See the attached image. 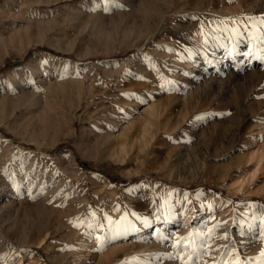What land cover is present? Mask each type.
Masks as SVG:
<instances>
[{
    "label": "rangeland",
    "instance_id": "1",
    "mask_svg": "<svg viewBox=\"0 0 264 264\" xmlns=\"http://www.w3.org/2000/svg\"><path fill=\"white\" fill-rule=\"evenodd\" d=\"M169 1L0 0V264H264V0Z\"/></svg>",
    "mask_w": 264,
    "mask_h": 264
},
{
    "label": "bare ground",
    "instance_id": "2",
    "mask_svg": "<svg viewBox=\"0 0 264 264\" xmlns=\"http://www.w3.org/2000/svg\"><path fill=\"white\" fill-rule=\"evenodd\" d=\"M158 1V0H157ZM161 1V0H160ZM167 0H165V3H167L166 2ZM169 1V0H168ZM182 0H173L172 1V8H176L179 4H180V2H181ZM187 1V3H188V5H190V3H191V0H186ZM195 1H197L198 3H199V1L200 0H195ZM170 2V1H169ZM159 3L160 2H158V5H159ZM164 3V2H163ZM186 3V4H187ZM163 4H161V6H162ZM165 6V5H164ZM188 7V6H187ZM186 7V8H187ZM188 9V8H187ZM190 9V8H189ZM169 11H170V9H169ZM172 11V10H171ZM174 11V10H173ZM161 14H162V11L160 12ZM159 13V14H160ZM161 15H159V17H160ZM165 16V15H164ZM163 18V17H162ZM166 17H164V19H165ZM164 21V20H163ZM157 23H158V21H157ZM6 50V49H5ZM3 51V50H2ZM46 66V65H45ZM47 67V66H46ZM27 100L25 101V102H22V103H18V105H16V106H14L13 107V109H12V111L9 113V115L7 116V119L9 120V119H15V120H18V118L19 117H17V114H18V112H19V109L21 108V107H23V106H27ZM46 112V111H45ZM5 114V109L2 111V115H4ZM22 114V113H21ZM9 117V118H8ZM44 120H45V124L47 125V127L49 128V129H55V124L56 123H58L59 124V126H58V128H57V132L54 134L55 135V138L56 139H58L59 137H61V136H68V135H70V131H68V132H65L63 129H62V127H61V124L63 123V121H62V119L60 118V113L59 112H57V113H55V114H52L50 111H47L46 113H45V115H44ZM15 123H17L16 121H14ZM12 124V125H16V124ZM57 125V124H56ZM22 128V127H21ZM16 129V128H15ZM24 130V129H23ZM50 131V130H49ZM98 132V131H97ZM100 132V131H99ZM99 134V133H98ZM100 134H101V132H100ZM99 134V135H100ZM262 135H264V127L262 128ZM101 136H102V134H101ZM103 139H104V136H103ZM101 137L98 139V141L100 142V141H103L102 143H104V140H103ZM98 144H101V143H98ZM99 146V145H98ZM28 172V171H27ZM2 197V195H1V193H0V198Z\"/></svg>",
    "mask_w": 264,
    "mask_h": 264
},
{
    "label": "trees",
    "instance_id": "3",
    "mask_svg": "<svg viewBox=\"0 0 264 264\" xmlns=\"http://www.w3.org/2000/svg\"><path fill=\"white\" fill-rule=\"evenodd\" d=\"M13 64H11L10 62H7L3 67L0 68V73H4L9 71L12 68ZM264 203V201H262Z\"/></svg>",
    "mask_w": 264,
    "mask_h": 264
}]
</instances>
